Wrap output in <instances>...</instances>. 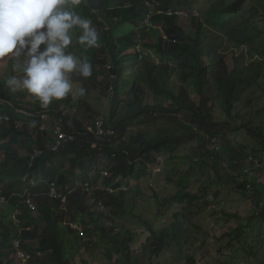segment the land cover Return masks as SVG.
I'll return each instance as SVG.
<instances>
[{
	"label": "trees",
	"instance_id": "obj_1",
	"mask_svg": "<svg viewBox=\"0 0 264 264\" xmlns=\"http://www.w3.org/2000/svg\"><path fill=\"white\" fill-rule=\"evenodd\" d=\"M146 1L153 2V6L138 9L142 0H81L71 9L90 20L99 34L96 48L85 51L74 39L67 49L91 59V77L85 79L78 73L71 76L73 85L86 89L84 96L69 95L43 107L26 90L13 92L7 86L3 75H16L15 61L0 60V153L5 154L0 164L1 198L11 203L13 210L22 212L21 217L15 214L9 218L2 216L5 210H0V264L17 263L12 258L15 254L16 260L14 242L18 240L31 255L28 264H72L77 254L90 245V252L105 245L109 264H156L176 250L178 243L179 254L175 257L185 259L183 264H197L196 241H182L180 222L161 232L146 223L151 236L141 251L134 250V230L122 225L118 232H111L118 227L116 218L134 216L125 208L123 197L111 190L130 184V179L141 182L147 178L154 153L169 155L173 160L178 155L181 160L179 176H169L178 193L169 199L155 195L161 217L170 205L184 199L190 205L199 201L206 206L217 201L220 190H224L222 181L234 184L237 192L253 194L257 175H264V128L254 129L244 122L243 110L249 104L242 103L259 88L264 90V83H260L264 78V0ZM194 9L198 16L192 14ZM179 12L189 15L182 30ZM153 20L164 24L160 29L152 27ZM79 32L77 29V35ZM123 47L135 52L123 55ZM146 49L164 61L157 64L143 56ZM229 53L236 62L232 68L228 66ZM253 53L259 57L254 58ZM129 69L137 77L130 79ZM99 74L106 76L104 82L92 79ZM246 92L249 95H244ZM96 97L110 105L105 123L117 131L115 136L99 139L91 130L98 114H102L91 102ZM215 109H220L217 116ZM84 119L92 121V127ZM153 127L155 130L147 135L144 129ZM134 128L137 132L129 130ZM52 132L57 138L58 133H64L72 141L53 151L56 139L54 142L50 137ZM241 133L256 139L255 147L250 149L244 143L238 147L228 138L229 134ZM92 144L100 146L102 152L93 151ZM188 145H195L194 154L182 155V148ZM40 150L42 155L34 157ZM247 152L248 161L233 168V160ZM98 155L106 158L103 166L111 168L112 177L90 174L99 164L95 160ZM198 167L210 168L213 177L207 179L198 194H190L186 187L191 170ZM51 184L67 197L64 213L60 212L58 200L48 196ZM85 184H89V191L82 188ZM259 195L254 196L255 207L246 220L236 214L225 216L239 223L222 236L229 239L222 253L229 254L231 260L237 256L256 260L264 251V200ZM29 200L37 206L35 210ZM102 205L110 207L109 215L102 211ZM137 219L146 221L142 216ZM80 221L81 227L73 226ZM18 228L23 230L21 235ZM85 235L88 240L83 238ZM199 235L207 237L205 232ZM31 240L39 241L37 247L27 243Z\"/></svg>",
	"mask_w": 264,
	"mask_h": 264
},
{
	"label": "rangeland",
	"instance_id": "obj_2",
	"mask_svg": "<svg viewBox=\"0 0 264 264\" xmlns=\"http://www.w3.org/2000/svg\"><path fill=\"white\" fill-rule=\"evenodd\" d=\"M142 0V2L139 5V8L143 7H152L153 2ZM112 5V4H111ZM244 13L246 14L245 10ZM197 9L193 10L192 14H196ZM152 11L150 12V14ZM188 13V12H187ZM148 22V21H147ZM184 24V21H182ZM160 20H153L151 25L152 27L160 29L163 26V22L160 24ZM131 29V27L129 28ZM77 35V30H76ZM163 36V33H162ZM75 39V37H74ZM135 52L134 49L126 50L124 47L122 48V54L126 55L127 53H133ZM239 54V53H238ZM143 56H147L149 59H153L157 62V64H160L161 60L159 54L154 53L153 50L146 49L145 54ZM254 58H258L259 56L255 53H253ZM228 57V63L229 68L235 67L236 62L233 60V55L229 53L227 55ZM252 58V57H251ZM150 59V60H151ZM169 59V60H168ZM166 58L165 60L170 61V58ZM91 62V59H89ZM174 63V62H171ZM3 66V65H2ZM6 68L7 65H4ZM178 68H182L187 72H190L189 68H184L183 66H178ZM98 70H100V67L98 66ZM186 72V73H187ZM130 73V79L135 76L137 77L136 72H132L131 69H129ZM17 76L22 75V73L18 72L16 73ZM4 80L8 79V76L3 75ZM106 78V76H105ZM104 76L95 75L92 77L94 81L104 82L105 81ZM260 83H264V78L260 81ZM78 89L75 85H73V91ZM251 92V91H249ZM249 92H246L244 95H249ZM253 95L248 96L242 103L249 104L248 108L246 110H243L244 113H246L245 123L250 124L254 129H258L259 127L264 128V90L262 88H259L256 90V92L251 93ZM215 95V94H214ZM1 103L3 101L0 99ZM92 104L95 108L101 110V115L98 114L99 117L96 118V127L93 128V134L99 138V139H105L104 135H102V129H107L109 131H113L114 135H116V132L111 127H108V125L105 123V120H107L106 116L108 117L109 111H110V105L107 103H104L100 97L93 98L91 100ZM241 106L240 104H238ZM242 107V106H241ZM242 109V108H240ZM220 113V109L214 110V116H217ZM106 114V116H105ZM103 116V117H102ZM46 119V118H44ZM88 125L92 127V121H88L84 119ZM3 121L0 118V126H2ZM48 126V125H47ZM45 126H43V129ZM130 131L137 132V128L129 129ZM146 131L147 135H150L155 128L151 129H144ZM54 131V130H51ZM129 131V136H131V132ZM256 131V130H255ZM36 135V134H34ZM246 133L241 134H229L228 138L229 140L233 141L234 145L240 146L239 143H244L243 145L245 147H249L250 149L252 147H255L257 144L256 139H253L252 137L246 138ZM50 137L56 139V142L54 143V149L58 150L60 146H62L65 143H68V141H72V139H63L54 137V132L51 133ZM118 137V136H117ZM246 139V141H244ZM126 139H122V141H125ZM227 139V141H229ZM224 145V144H223ZM97 145L95 144L94 147ZM188 148H182L181 154L184 155L188 152H192V148L195 147V145L191 146L188 145ZM92 144V150L96 151L97 153L102 152V148L100 146H97V148H94ZM17 150L18 147L16 148ZM21 149V148H20ZM237 149V148H236ZM238 150V149H237ZM20 151V150H19ZM41 151V150H40ZM39 151L35 153V156H38ZM22 155H25L26 152L23 153V150L21 151ZM194 154V153H193ZM242 154V155H241ZM248 152L243 154L240 153V157L233 160V168L238 166L241 162L248 161L247 158ZM103 156V155H102ZM101 155H98L99 158L95 159L99 164L97 167H93L90 171L91 175H95L96 173H99L103 175L104 178L106 177H112V171L109 166H103V161L106 160V158L102 157ZM5 154L0 153V164L2 163V160L4 159ZM33 157V158H34ZM194 157V155H193ZM176 160L171 159L169 155H161V154H153L151 161L149 162L148 166L150 168V173L147 176V178H144L141 182L135 181V179H130V184H123L119 188V190H111V192L114 195L123 197L124 206L127 209V211H132L133 215H126L123 217H118L115 219L116 224L118 225L117 229L113 228L111 232L119 231L120 227L122 225H126L128 229L134 230V235L136 238V244L134 245L135 251H141L143 248V245H145L148 241V239L151 236V233L148 229V226L146 223H151L154 230L156 232H161L163 229L170 227V225L175 224L176 222H180L179 225L182 228V233L184 237L182 238V241L185 242L187 240L196 241L198 251L195 258L197 264H215L219 263V261H224V264H260L264 259V251H261L258 259H254V257H251L249 259H244L240 256L235 257L234 259L229 258L225 254L226 252L222 253V249L226 247L229 244V239H225L228 233L233 231L237 225L239 224L235 219H228L225 216L236 214L245 220L250 217V215L253 213L254 207H255V195H259L261 199L264 200V175L260 174L257 175L256 178V186L254 188L253 194L252 193H245L247 194L244 196V193L237 192L235 189L234 184H226L222 181V187L224 190H220V197L217 199V201L213 200L212 203L208 202V205L204 202L194 201L193 205L189 204V200L184 199L182 202H174L172 205L168 207V209L162 214V217L159 216L158 206L156 204L157 198H155V195L158 194L159 198L163 199H169L174 197L178 193V189L174 183H171L169 179L170 175L172 177L179 176V164L181 163V160H179V156L177 155ZM264 159V158H263ZM11 166V163H10ZM13 166V164H12ZM230 167V169H233ZM248 168V165L247 167ZM186 169L185 167L183 168ZM176 172V173H175ZM169 177V178H168ZM213 177V171L210 168H197L194 170H191L189 182L187 184L186 190L190 194H198L199 191L202 190L204 187L205 182L208 178ZM248 177V176H247ZM245 177V178H247ZM120 178L118 181H121V177H117V179ZM117 181V182H118ZM2 185V184H1ZM81 184H78L77 187H80ZM0 189L1 186H0ZM111 189V188H110ZM123 193V194H122ZM125 194V195H124ZM0 197H3L0 191ZM213 196H211L209 199L211 200ZM90 203H94V199H89ZM208 201V200H207ZM57 204L60 206V212L64 213L66 210V201L58 200L56 201ZM68 203V202H67ZM29 204V203H28ZM0 210H5L3 217L9 216V218H14V215H20L22 216V212L20 209L13 210V207L7 202H4L2 199H0ZM102 211L104 213H107L108 215L111 212V209L109 206L103 207L102 205ZM180 214L179 218H176V215ZM38 217V214L35 215ZM142 216L145 222H141L137 217ZM82 221V218H80ZM244 220V222H245ZM80 224H73L74 227H81L82 223ZM5 222H9L6 220ZM25 221L23 220V223ZM18 225V223H16ZM18 234L21 235L23 233V230L21 228H18L17 230ZM200 232H205L207 237H201L199 235ZM0 233H1V226H0ZM101 236V235H100ZM102 237V236H101ZM86 240H88L87 235L83 236ZM29 245L34 244L35 247L39 244L38 240H31L27 242ZM17 244L21 247V241H15L14 242V251L16 252V260H15V254L12 258L16 264H28L30 261L31 255L27 252H25L22 248L21 250L17 247ZM76 244V243H75ZM79 244H76L77 246ZM236 245V244H235ZM93 245H90L88 247H91ZM86 246L83 248L76 256L75 262L72 264H82L83 261H86L87 264H109L110 259L107 257V250L105 249V245H103V248L95 247L93 252H90L91 250L88 249ZM21 251L25 253L27 257L23 258L21 255ZM179 243L176 250H173L168 255H164L162 259L157 262L156 264H183L185 259H178L175 257L176 254H179ZM82 255V256H81ZM83 257V258H81ZM186 262V261H185Z\"/></svg>",
	"mask_w": 264,
	"mask_h": 264
},
{
	"label": "clouds",
	"instance_id": "obj_3",
	"mask_svg": "<svg viewBox=\"0 0 264 264\" xmlns=\"http://www.w3.org/2000/svg\"><path fill=\"white\" fill-rule=\"evenodd\" d=\"M80 3L81 0H0V60L12 59L14 71L22 73L6 81L13 92L26 90L43 107L69 95H85L83 87L73 92L71 76L78 73L87 79L93 74V66L86 56L78 57L67 49L74 37L85 51L96 48L99 34L90 20L71 10ZM188 17L179 12L181 30L185 27L182 21Z\"/></svg>",
	"mask_w": 264,
	"mask_h": 264
},
{
	"label": "bare ground",
	"instance_id": "obj_4",
	"mask_svg": "<svg viewBox=\"0 0 264 264\" xmlns=\"http://www.w3.org/2000/svg\"><path fill=\"white\" fill-rule=\"evenodd\" d=\"M103 130H104V137L105 138H107L108 136L114 135L113 131H109L107 129H103ZM53 151H57V150H53ZM48 196L51 200H62V201H66V203H67L66 195H64L61 191H59L58 188H54V190H53V188H50L48 191ZM0 199H2L5 202V200L3 198L0 197Z\"/></svg>",
	"mask_w": 264,
	"mask_h": 264
},
{
	"label": "built area",
	"instance_id": "obj_5",
	"mask_svg": "<svg viewBox=\"0 0 264 264\" xmlns=\"http://www.w3.org/2000/svg\"><path fill=\"white\" fill-rule=\"evenodd\" d=\"M96 122H97V121H96ZM96 122H95V123H96ZM94 127H96V124L94 125ZM94 127H92L91 130H93ZM102 135H104V130H103V129H102ZM58 138H60L61 140H63V139H67V135L64 134V133H58ZM53 150H55V149H53ZM42 153H43L42 151H39L37 155L40 156V155H42ZM83 187L86 189V191H89V190L91 189L90 186H89V184H85V185L82 186V188H83ZM52 188H53V190H54L55 187L53 186ZM28 203L30 204V207H31L33 210L36 209V205H35L34 203H32V200H29ZM17 222L20 224V221H19V220H17ZM17 247L21 250V247H20L19 244H17ZM21 255L23 256V258L27 257L23 251H21ZM29 258H30V257H29Z\"/></svg>",
	"mask_w": 264,
	"mask_h": 264
},
{
	"label": "crops",
	"instance_id": "obj_6",
	"mask_svg": "<svg viewBox=\"0 0 264 264\" xmlns=\"http://www.w3.org/2000/svg\"><path fill=\"white\" fill-rule=\"evenodd\" d=\"M53 186H54L55 188H57V185H56V184H51V185H50L51 188H52ZM23 224H24V223H23Z\"/></svg>",
	"mask_w": 264,
	"mask_h": 264
}]
</instances>
